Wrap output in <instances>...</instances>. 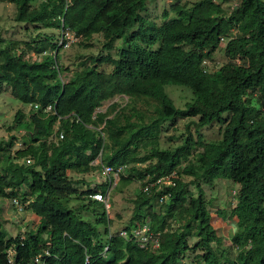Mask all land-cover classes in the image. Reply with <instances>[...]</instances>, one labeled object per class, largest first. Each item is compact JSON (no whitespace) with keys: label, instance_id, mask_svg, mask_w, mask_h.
Listing matches in <instances>:
<instances>
[{"label":"trees","instance_id":"16d2710c","mask_svg":"<svg viewBox=\"0 0 264 264\" xmlns=\"http://www.w3.org/2000/svg\"><path fill=\"white\" fill-rule=\"evenodd\" d=\"M4 1L16 6L18 23L64 27L86 40L102 35L106 50L121 39L124 46L118 58L89 57L66 81L58 38L28 43L35 58L18 51V42L0 38V89L9 88L32 108L28 120L22 111L15 116L26 131L24 147L9 153L14 137L0 144V152L8 153L0 169V198L19 199L40 219L38 230L16 237L0 220V263L16 248L24 264L44 249L51 254L49 264H264V0H229L239 4L230 12L217 0L191 7L178 0L164 11L162 25L140 14L147 0ZM222 38H230L224 45L227 62L205 72L204 61L213 60ZM167 85L190 89L192 102L176 107ZM117 97L127 98L126 106L113 103L98 112ZM178 119H197V137L189 124L182 144L162 149L165 125ZM213 125L222 137L207 142L201 130ZM61 133L64 139L56 141ZM102 166L125 167L129 175L123 173L122 181L142 187L175 174L173 185L138 192L124 228L149 224L161 235L158 250L111 232L105 206L90 198L106 194L109 183L80 192L85 183L71 173L87 175ZM217 180L240 186L229 216L237 220L233 257L222 249L204 189ZM85 195L88 204L71 207ZM162 196L167 200L160 203ZM93 206L102 212L93 209L94 220L85 218L83 211Z\"/></svg>","mask_w":264,"mask_h":264},{"label":"rangeland","instance_id":"374dc122","mask_svg":"<svg viewBox=\"0 0 264 264\" xmlns=\"http://www.w3.org/2000/svg\"><path fill=\"white\" fill-rule=\"evenodd\" d=\"M178 0H147L146 8L140 12V14L153 21L158 25L164 23L163 13L170 7V4ZM201 0H182L183 4H187L191 7L193 3ZM223 5L226 11L233 9V2L225 0H217ZM16 6L10 4L4 0H0V38L8 41H16L19 43L17 47L18 51H26L28 56L34 57L35 54H29L28 43L36 41L39 37H56L60 35V31L55 29H43L36 28L35 26L18 23L15 20ZM174 16V15H173ZM104 38L102 35H95L90 40L82 39L79 43L73 45L68 49H60V64L63 69H67L64 74V80H68L74 72L80 69V64L85 62L89 57H97L100 55L110 54L113 57L118 58L120 48L124 46V39L118 40L112 50H106L104 46ZM158 46V45H157ZM35 58V57H34ZM41 58V57H40ZM227 62V58L224 53V45L216 51L214 58L211 61V68L221 67ZM106 72H109L111 68L109 66L102 67ZM165 91L173 99L174 105L180 109H184L186 104L192 102L193 95L190 89L183 86L167 85ZM118 103L124 107L128 103V99L124 97H117L115 100L104 103L98 112H105L109 105ZM155 103L151 102L150 109H154ZM138 106H141L138 104ZM145 106H141V109H145ZM32 108L29 105H25L18 99L14 98L10 89L2 87L0 89V144L6 146V144L14 137V147L9 153L24 147V137L26 131L21 130L16 122L15 116L18 111H22L25 115V119L28 120ZM197 119H184L169 122L165 125L163 133L160 139V147L162 149H174L183 142V138L188 134L187 126L190 124L191 133L194 137H197V130L192 122H196ZM204 139L207 142H214L221 139L220 127L213 125L205 127L201 130ZM6 152H0V169L4 165L3 155H7ZM101 160L95 161V165H100ZM124 176L128 177L129 172H125ZM71 176L76 181H83L78 186L80 192H86L89 189H95L97 186L108 184L101 177L99 170L87 175H79L71 173ZM122 176L112 179V186L109 188L110 205L111 209L108 213L109 219L112 220L111 232L117 233L129 225L131 217L134 211V200L137 197L138 192L142 189V185L138 181H130L129 183L123 182ZM190 181V179H186ZM207 198L212 200V224L222 237V249L228 251L231 257L235 256L236 251L232 248V238L236 232V218H230L231 211L237 204V194L240 186L229 180H217L212 185L204 186ZM87 196H83L81 200H73L71 207L77 209L81 205L88 204ZM93 209L101 213L102 209L96 206L92 207L91 211L82 213L85 218L94 220ZM224 213V215H219ZM0 220L4 229L10 236L16 237L23 235L29 231H36L40 226V219L35 216L30 210L24 209L20 212L12 204V199L0 198ZM100 231H104V226H98ZM193 244L194 241H191ZM192 260V258L190 259Z\"/></svg>","mask_w":264,"mask_h":264},{"label":"built area","instance_id":"2783aa9c","mask_svg":"<svg viewBox=\"0 0 264 264\" xmlns=\"http://www.w3.org/2000/svg\"><path fill=\"white\" fill-rule=\"evenodd\" d=\"M234 6L233 9H235L239 4L237 2H233ZM82 40L81 37H78L73 31H71L68 28H62L60 31V35L57 40V45L62 49H68L71 48L73 45L79 43ZM230 38H222L221 42L223 45H226L227 42H229ZM211 61L206 60L203 63V66L205 67V72H213L216 67L211 68ZM51 107H48L46 112H50ZM64 139V134L61 133L59 138H56L55 140H62ZM31 159H26L27 164H32ZM101 173V177L104 178L106 181L108 180V183L110 186H112L113 178L120 177L124 171L125 167H112V166H102V168L99 170ZM175 174L161 178L157 180L155 183L148 184V181L145 182V186L142 187L143 191L145 193H148L151 191L152 187H156L157 190L162 189L165 185H173L174 184V177ZM110 188V187H109ZM90 198L93 201H97L99 203H102L107 212H110L111 205H110V196L109 191L104 194L102 192H96L92 195H90ZM167 200V197L162 196L160 197V203H163ZM12 204L15 208H17L20 212H22L25 208V205H23L19 199H12ZM120 237L127 239V240H135L140 248L156 251L160 248L161 245V235L160 233H156L151 230V227L149 224H143L138 227L132 228L130 231L122 229L119 231ZM24 236V234H23ZM24 237H22V240ZM47 245H50L48 243ZM18 252L16 248H11L7 251L6 261L0 264H24L23 259H18ZM49 258H51V254L49 252V249H44L43 253L37 255L32 263L30 264H49ZM86 262H89V259L86 260Z\"/></svg>","mask_w":264,"mask_h":264}]
</instances>
